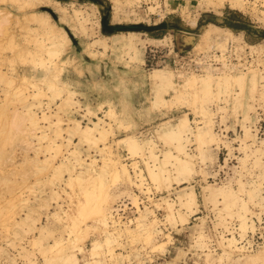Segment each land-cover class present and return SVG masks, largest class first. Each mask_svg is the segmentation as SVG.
Masks as SVG:
<instances>
[{
    "label": "rangeland",
    "instance_id": "1",
    "mask_svg": "<svg viewBox=\"0 0 264 264\" xmlns=\"http://www.w3.org/2000/svg\"><path fill=\"white\" fill-rule=\"evenodd\" d=\"M257 29L264 0H0V264H264Z\"/></svg>",
    "mask_w": 264,
    "mask_h": 264
},
{
    "label": "trees",
    "instance_id": "2",
    "mask_svg": "<svg viewBox=\"0 0 264 264\" xmlns=\"http://www.w3.org/2000/svg\"><path fill=\"white\" fill-rule=\"evenodd\" d=\"M218 18L214 17L212 20H203L202 18L198 22V27L207 24H215L220 27H227L233 31H248L250 27L249 24L245 23L244 19L235 11H225L223 16L219 19V23H217ZM249 26V27H248ZM255 31L259 34V36L264 35V29Z\"/></svg>",
    "mask_w": 264,
    "mask_h": 264
},
{
    "label": "bare ground",
    "instance_id": "3",
    "mask_svg": "<svg viewBox=\"0 0 264 264\" xmlns=\"http://www.w3.org/2000/svg\"><path fill=\"white\" fill-rule=\"evenodd\" d=\"M229 1V3L231 4V3H238L239 2V0H228ZM49 2H50V0H49ZM211 2V1H210ZM54 3H57V2H54ZM213 3V2H212ZM58 5V4H57ZM237 7V6H236ZM57 11V10H56ZM59 12V11H58ZM60 13H61V11H60ZM61 16H62V14H61ZM45 17V16H44ZM47 17V16H46ZM48 18V17H47ZM49 19V18H48ZM211 28H214V29H219V27H216L215 25H212V24H210L209 25ZM51 27H55V26H53V24L51 23ZM55 29H57L58 31H61V29L60 28H58V27H55ZM210 30H205V32H204V34H203V37L206 39V38H208L210 35ZM62 37V39L61 40H57L56 42H54L55 43V45H56V47L58 48V50H62L63 48H64V45L66 46V43H69L70 42V40H69V38L67 37V35L65 34V33H63V35L61 36ZM58 39H59V37H58ZM54 40V39H53ZM56 40V39H55ZM250 47H252L253 48V46H250ZM159 71L160 70H154V72H156L155 74H154V78H158V77H160V75H159ZM187 122V118L184 116V118L180 121V123H177V124H175V128H174V130H172V132H170L171 134V136L172 137H174V138H179L180 136H181V134H182V132L184 131V123H186ZM178 162H179V160H177ZM183 161H181L180 163H182ZM186 169H188V168H186V167H183L182 169H181V171L184 173V172H188V173H190V170L189 171H186ZM180 171V172H181ZM185 173V174H186ZM180 174H182V173H180ZM148 198V197H147ZM146 198V199H147ZM133 205V204H132ZM154 208V207H153ZM136 209H137V207H136ZM111 221V220H110Z\"/></svg>",
    "mask_w": 264,
    "mask_h": 264
},
{
    "label": "built area",
    "instance_id": "4",
    "mask_svg": "<svg viewBox=\"0 0 264 264\" xmlns=\"http://www.w3.org/2000/svg\"><path fill=\"white\" fill-rule=\"evenodd\" d=\"M174 51H175V50H174ZM149 52H150V53H149V56H148V58H147V60H146L147 63L150 62V57H151V56H152V59H151V60H154V57H155V56L153 55V53H152V49H150ZM176 54H177V56H178L179 58L181 57V56H179L178 53H176ZM187 54H188V53H187ZM194 70H195V69H194Z\"/></svg>",
    "mask_w": 264,
    "mask_h": 264
}]
</instances>
